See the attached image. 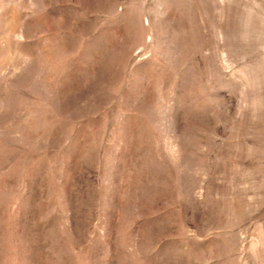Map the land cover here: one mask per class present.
Wrapping results in <instances>:
<instances>
[{
    "label": "rangeland",
    "instance_id": "rangeland-1",
    "mask_svg": "<svg viewBox=\"0 0 264 264\" xmlns=\"http://www.w3.org/2000/svg\"><path fill=\"white\" fill-rule=\"evenodd\" d=\"M0 264H264V0H0Z\"/></svg>",
    "mask_w": 264,
    "mask_h": 264
}]
</instances>
